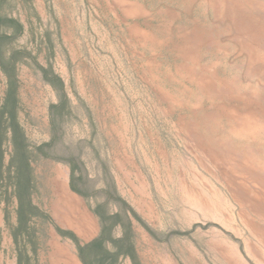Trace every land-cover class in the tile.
<instances>
[{
	"label": "rangeland",
	"instance_id": "rangeland-1",
	"mask_svg": "<svg viewBox=\"0 0 264 264\" xmlns=\"http://www.w3.org/2000/svg\"><path fill=\"white\" fill-rule=\"evenodd\" d=\"M69 171L82 263L264 264V0H0V264Z\"/></svg>",
	"mask_w": 264,
	"mask_h": 264
},
{
	"label": "crops",
	"instance_id": "crops-1",
	"mask_svg": "<svg viewBox=\"0 0 264 264\" xmlns=\"http://www.w3.org/2000/svg\"><path fill=\"white\" fill-rule=\"evenodd\" d=\"M53 187H50L47 197H40L43 200L39 202L47 219V222L41 221V225L47 228L50 237L45 243V249L39 250V263L83 264L79 250L88 252L94 241H101V222L94 213L95 209L89 207L86 197L71 188L70 171L64 185L61 183L58 189L55 185ZM29 196L37 198L32 191Z\"/></svg>",
	"mask_w": 264,
	"mask_h": 264
},
{
	"label": "trees",
	"instance_id": "trees-1",
	"mask_svg": "<svg viewBox=\"0 0 264 264\" xmlns=\"http://www.w3.org/2000/svg\"><path fill=\"white\" fill-rule=\"evenodd\" d=\"M71 164H73V163L71 162ZM71 166H73V165H71ZM78 178H79V177H78ZM79 180H81V178H80V179H77L76 177H74V175H73L72 172H71V188H72L74 191H76L77 193L81 194L82 196H85V195H84V192L81 191V190L77 187V185H76L77 181H79ZM85 197H86V196H85ZM105 204H106V202H105L103 205L98 204V205L96 206V209L94 210V213L99 217V220H100V222H101V224H102V230H103V233H104V231H105V232H106V231L108 232V231L110 230V228H109L108 226H106V224H104V223L106 222V220L108 219V216H106V215L102 212V206H105ZM114 216L116 217L117 214H115ZM101 238H102V236H101ZM99 244H100V239H99V241H98V240H97V241H94V242L91 244V248H90V250H89V254H91L93 248H94V247L96 248ZM85 254H86V253H85L83 250H79V256L81 257V259H83V256H84ZM83 264H90V263H87L86 261L83 260Z\"/></svg>",
	"mask_w": 264,
	"mask_h": 264
}]
</instances>
